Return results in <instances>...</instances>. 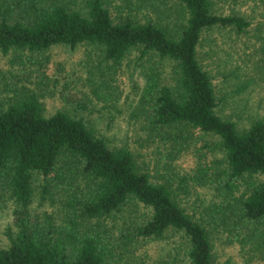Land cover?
<instances>
[{
  "label": "trees",
  "instance_id": "obj_1",
  "mask_svg": "<svg viewBox=\"0 0 264 264\" xmlns=\"http://www.w3.org/2000/svg\"><path fill=\"white\" fill-rule=\"evenodd\" d=\"M249 25L240 13L217 11L213 0H0L2 55L93 44L117 64L136 50L141 63H151L141 97L147 137L158 136L170 158L197 134L215 137L203 146L219 148L224 162L212 176L201 162L176 185L153 180L129 147L109 145L82 114L46 113L36 90L19 77L9 82L0 68V210L11 202L12 213L0 264H120L107 222L118 223L135 205L144 211L122 226L124 247L134 236L158 240L181 231L186 257L175 264H219V238L264 257V117L238 126L222 116L199 55L213 28L239 33ZM155 60L171 64L169 82ZM188 181L210 183L218 201L189 212L181 197Z\"/></svg>",
  "mask_w": 264,
  "mask_h": 264
},
{
  "label": "rangeland",
  "instance_id": "obj_2",
  "mask_svg": "<svg viewBox=\"0 0 264 264\" xmlns=\"http://www.w3.org/2000/svg\"><path fill=\"white\" fill-rule=\"evenodd\" d=\"M213 3L220 13H240L250 22L249 27L239 33L233 27L213 28L199 48L201 62L211 72L220 98V114L244 126L255 118L264 117V0H213ZM174 21L169 20V25ZM150 64L141 63L136 50L112 64L103 60L102 52L93 44H79L73 48L54 45L34 53L10 51L2 55L0 52V68L5 79L13 82L19 77V84L36 90L46 113L62 109L88 117L109 145L129 147L137 164L147 170L153 180L169 179L176 185L179 177L192 173L201 162L212 166V176L214 170L224 166L220 160L222 152L212 145H203L214 142L215 137L197 134L176 158L166 154L158 136L147 137L148 122L145 112L141 111V97ZM155 64L163 81L169 82L171 64L156 60ZM188 183L190 186L181 197L189 212L206 210L209 204L211 207L218 201L212 195L210 183L195 186L191 181ZM46 208L52 210L51 206ZM142 210L143 207L135 205L118 223L111 219L107 222L109 232L114 224L112 232L117 237L114 240L118 262L175 264L182 261L186 257L187 242L181 231H169L166 237L158 240L134 236L125 247L121 244L122 226L131 224L133 216L141 215ZM11 225L9 202L0 210V248L9 243L7 228ZM215 244L219 264L229 257L231 264H264V257L255 248L243 253L239 245L225 243L221 238Z\"/></svg>",
  "mask_w": 264,
  "mask_h": 264
}]
</instances>
